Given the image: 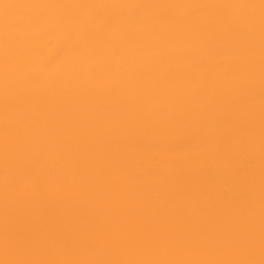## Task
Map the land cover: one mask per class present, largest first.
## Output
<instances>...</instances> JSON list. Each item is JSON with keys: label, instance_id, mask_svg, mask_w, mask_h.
I'll use <instances>...</instances> for the list:
<instances>
[{"label": "bare ground", "instance_id": "6f19581e", "mask_svg": "<svg viewBox=\"0 0 264 264\" xmlns=\"http://www.w3.org/2000/svg\"><path fill=\"white\" fill-rule=\"evenodd\" d=\"M0 264H264V0H0Z\"/></svg>", "mask_w": 264, "mask_h": 264}]
</instances>
